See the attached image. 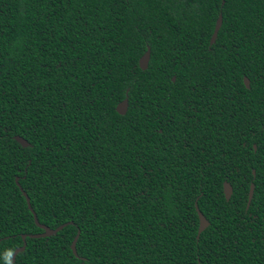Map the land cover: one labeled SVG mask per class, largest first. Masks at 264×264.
Wrapping results in <instances>:
<instances>
[{"label":"trees","instance_id":"trees-1","mask_svg":"<svg viewBox=\"0 0 264 264\" xmlns=\"http://www.w3.org/2000/svg\"><path fill=\"white\" fill-rule=\"evenodd\" d=\"M251 184L264 0H0V264H251Z\"/></svg>","mask_w":264,"mask_h":264},{"label":"water","instance_id":"water-1","mask_svg":"<svg viewBox=\"0 0 264 264\" xmlns=\"http://www.w3.org/2000/svg\"><path fill=\"white\" fill-rule=\"evenodd\" d=\"M223 25V16L222 14L219 15L218 17V20H217V23H216V26H215V30H214V33H213V36H212V39H211V44H214L215 41L217 40V37H218V34H219V31L221 29ZM150 59H151V48H148L146 53L142 56V58L140 59V62H139V65H140V68L142 70H146L149 66V62H150ZM175 81V78L173 79ZM244 82H245V85L250 88V81L245 78L244 79ZM128 107H129V99L128 97L123 101L121 102L118 107H117V112L120 114V115H125L128 111ZM15 140H17L22 146L26 147L28 146V142L20 137V136H16L15 137ZM255 149L257 148L256 146L254 147ZM254 176H255V171L253 172ZM16 183L17 185L20 187V184H19V178L16 179ZM22 190V188H21ZM23 192V190H22ZM254 192H255V185L254 184H251L250 186V190H249V196H248V206L250 205L251 201H252V198L254 196ZM23 195L25 196L26 198V201H27V204H28V207L30 209V211L33 213L34 215V218H35V223L37 224V226H39L42 230H44L43 233L39 234V235H34L32 236L33 238H45V237H50V236H53L55 234H57L60 230H62L65 225L57 228L56 230H52L51 228H49L48 226L46 225H43L39 222L38 218H37V215L36 213L34 212L32 206H31V201H30V198L29 196L27 195V193L23 192ZM224 195L227 199V201H229L233 195V187L231 186L230 183L228 182H225L224 183ZM196 208H197V212H198V215H199V219H200V225H199V233H198V238L200 236V234L205 231L209 225H210V222L207 220V218L204 216V214L200 211L198 205L196 204ZM78 238H79V234L78 236L75 238L73 244H72V250L74 252V254L76 256L77 255V248H76V244H77V241H78ZM23 239L25 240L26 239V236L24 235L23 236ZM26 248V244L21 247V248H18L14 255H13V262H15L16 260V257L17 255L19 254L20 251L24 250Z\"/></svg>","mask_w":264,"mask_h":264},{"label":"flooded vegetation","instance_id":"flooded-vegetation-1","mask_svg":"<svg viewBox=\"0 0 264 264\" xmlns=\"http://www.w3.org/2000/svg\"><path fill=\"white\" fill-rule=\"evenodd\" d=\"M247 209L249 222V238L251 242V264H254L253 258L256 254L260 255L259 257H261L262 259L261 264H264V203L252 204L251 201L249 206L247 204Z\"/></svg>","mask_w":264,"mask_h":264},{"label":"clouds","instance_id":"clouds-1","mask_svg":"<svg viewBox=\"0 0 264 264\" xmlns=\"http://www.w3.org/2000/svg\"><path fill=\"white\" fill-rule=\"evenodd\" d=\"M6 260L8 262V264H11V260H12V256H13V252L11 250L6 252Z\"/></svg>","mask_w":264,"mask_h":264}]
</instances>
